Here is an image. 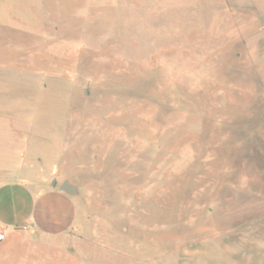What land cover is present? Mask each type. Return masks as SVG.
<instances>
[{"label": "rangeland", "instance_id": "rangeland-1", "mask_svg": "<svg viewBox=\"0 0 264 264\" xmlns=\"http://www.w3.org/2000/svg\"><path fill=\"white\" fill-rule=\"evenodd\" d=\"M66 181L0 264H264V0H0V185Z\"/></svg>", "mask_w": 264, "mask_h": 264}, {"label": "crops", "instance_id": "crops-1", "mask_svg": "<svg viewBox=\"0 0 264 264\" xmlns=\"http://www.w3.org/2000/svg\"><path fill=\"white\" fill-rule=\"evenodd\" d=\"M72 197L54 187L38 191L35 186L0 185V232L6 234L0 246L22 226L45 236L66 234L78 215Z\"/></svg>", "mask_w": 264, "mask_h": 264}, {"label": "water", "instance_id": "water-1", "mask_svg": "<svg viewBox=\"0 0 264 264\" xmlns=\"http://www.w3.org/2000/svg\"><path fill=\"white\" fill-rule=\"evenodd\" d=\"M56 185V184H55ZM59 190L69 196H75L78 194L76 187L72 186L69 182H64L59 186Z\"/></svg>", "mask_w": 264, "mask_h": 264}, {"label": "built area", "instance_id": "built-area-1", "mask_svg": "<svg viewBox=\"0 0 264 264\" xmlns=\"http://www.w3.org/2000/svg\"><path fill=\"white\" fill-rule=\"evenodd\" d=\"M19 230H27V227L22 226ZM6 240V234L4 232H0V244Z\"/></svg>", "mask_w": 264, "mask_h": 264}]
</instances>
